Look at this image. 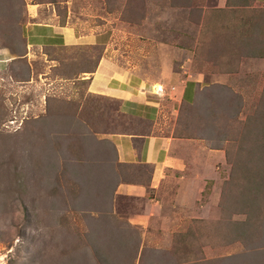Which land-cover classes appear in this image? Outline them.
Listing matches in <instances>:
<instances>
[{
  "label": "rangeland",
  "instance_id": "374dc122",
  "mask_svg": "<svg viewBox=\"0 0 264 264\" xmlns=\"http://www.w3.org/2000/svg\"><path fill=\"white\" fill-rule=\"evenodd\" d=\"M214 3L0 0V264H264V39L245 45L264 3ZM49 17L100 32L122 65L155 72L173 58L205 75L174 135L224 162L212 157L215 174L180 221L144 234L126 220L142 205L113 202L142 168L117 165L106 137L144 124L80 82L103 45L27 50L24 26Z\"/></svg>",
  "mask_w": 264,
  "mask_h": 264
},
{
  "label": "crops",
  "instance_id": "0c3cea01",
  "mask_svg": "<svg viewBox=\"0 0 264 264\" xmlns=\"http://www.w3.org/2000/svg\"><path fill=\"white\" fill-rule=\"evenodd\" d=\"M226 4L227 0H215L214 7L223 9ZM23 39L29 51L103 45L96 61H86L82 67L80 82H86L89 94L115 103L119 115L144 124L133 132L114 131L106 137L113 146L117 165L142 168L131 174L132 180L115 186L113 202L125 198L142 205L126 220L144 234L153 226L163 229L167 220L180 221L205 193L211 173L215 174L212 157L215 164L224 162L221 149H207L202 140L174 135L183 107L193 105L197 93L205 87V75L193 73L186 62L180 64L173 58L157 65L155 72L122 65L108 53L103 34L70 22L58 24L53 17L25 25ZM200 153L203 155L197 159ZM157 222L159 226H155Z\"/></svg>",
  "mask_w": 264,
  "mask_h": 264
},
{
  "label": "trees",
  "instance_id": "16d2710c",
  "mask_svg": "<svg viewBox=\"0 0 264 264\" xmlns=\"http://www.w3.org/2000/svg\"><path fill=\"white\" fill-rule=\"evenodd\" d=\"M251 1H253V0H251ZM249 3L248 2H246V4L245 5H243L244 6V8H249L250 7V5H248ZM229 7H230V5H229ZM262 20V19H261ZM252 25H253V33L252 34H250L248 37H246L245 39V41H246V43H245V45L246 46H248V47H252L251 45H249V44H251V43H254V42H258V40H260V41H263V39H264V21H260V23L259 24H256V23H252ZM251 37V38H250ZM253 37V38H252ZM251 42V43H250ZM254 48L256 47V46H253ZM253 49V48H252ZM262 105V107L264 108V98H263V100H261V102L259 103V107ZM255 117V119L256 118H258L259 117V115H258V113H256L251 119H253ZM254 121V120H253ZM247 135H251L252 136V134H251V132H248L247 133ZM251 171V170H250ZM249 171V172H250Z\"/></svg>",
  "mask_w": 264,
  "mask_h": 264
},
{
  "label": "built area",
  "instance_id": "2783aa9c",
  "mask_svg": "<svg viewBox=\"0 0 264 264\" xmlns=\"http://www.w3.org/2000/svg\"><path fill=\"white\" fill-rule=\"evenodd\" d=\"M159 91H161V89H159Z\"/></svg>",
  "mask_w": 264,
  "mask_h": 264
}]
</instances>
